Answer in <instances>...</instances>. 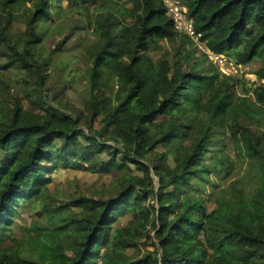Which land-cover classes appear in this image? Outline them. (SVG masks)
I'll return each mask as SVG.
<instances>
[{
    "label": "trees",
    "instance_id": "1",
    "mask_svg": "<svg viewBox=\"0 0 264 264\" xmlns=\"http://www.w3.org/2000/svg\"><path fill=\"white\" fill-rule=\"evenodd\" d=\"M122 1L0 0V91L10 92L2 73L27 78L25 95L12 96L0 114V239L19 212L15 205L42 200L62 170L117 176L110 198L73 201L84 208L81 218L68 204L41 207L53 228L35 240L39 257L1 250L0 264H264V134L257 127L264 125V65L254 92L234 77L221 79L207 54L174 30L162 0H129L132 7L120 9ZM65 2L100 9L79 114L61 112L45 92L54 64L46 25ZM181 2L210 50L238 66L264 60V0ZM23 9L26 29L18 32L13 15ZM165 41L177 50L157 64L152 54ZM239 85L255 101L239 96ZM231 146L257 181L240 178L208 199L210 177L232 173ZM128 215V226L113 227ZM140 243L154 250L127 256Z\"/></svg>",
    "mask_w": 264,
    "mask_h": 264
},
{
    "label": "rangeland",
    "instance_id": "2",
    "mask_svg": "<svg viewBox=\"0 0 264 264\" xmlns=\"http://www.w3.org/2000/svg\"><path fill=\"white\" fill-rule=\"evenodd\" d=\"M115 4V3H113ZM120 9L125 7H132V3L122 1L119 3ZM100 9L96 6L85 7H73L67 3L63 4V9L54 12L53 18L47 23V34L45 35V49L53 54L52 58L54 64L48 75L51 76L47 80L46 90L47 97L51 98L49 101L53 106L61 109L67 113L86 111V98H87V68L91 65L89 62V53L87 49H91L98 37L93 32L92 26L95 23V17ZM120 15V13L118 14ZM13 28L15 31L24 32L26 29L25 22V11L15 12L13 15ZM14 31V33H15ZM66 41L65 43H63ZM59 49L58 47H61ZM163 49L159 52H154L152 58L155 63L159 64L165 54L169 58H173L177 50V43L170 44L168 42L163 43ZM189 46V45H188ZM194 46V45H193ZM190 47V46H189ZM48 56V54H46ZM200 57V55H197ZM233 62V61H232ZM229 61L226 65H220L213 63L219 70L221 79H225L228 76L234 77L237 82L246 83V88L253 90V92L259 87V80L256 72L264 65L263 59H258L248 65L236 66L234 62ZM5 76V82L9 87L10 92L6 89L0 91V114L6 111V107L10 105L12 101L11 97L14 95L24 96L26 86L24 85L27 79L24 74H18L14 70L9 71L7 74L2 73ZM264 83V81H263ZM33 87V86H32ZM30 88L32 96L33 88ZM235 91L239 96L247 98L248 100H254L255 98L251 93H248L242 87L236 86ZM35 98V97H34ZM54 99L55 101H52ZM24 105L29 109L30 104L27 100ZM264 110V109H263ZM99 125V123H97ZM250 127L255 129L254 125L250 120ZM86 125V124H84ZM264 134V125L257 126ZM158 150H162L158 148ZM230 155V159L233 161L231 164V173L227 176L217 177L215 175L210 177L211 183L208 184V189L204 192L206 198H212V190L214 193L221 192L222 188L227 189L232 182L239 180L240 178H249V182L255 183L257 180L253 179L254 172L248 169V162L244 160L241 153V149H236L231 146L227 152ZM169 165L176 167L174 157L170 155ZM135 175L143 176L142 172H137L134 167ZM234 175V176H233ZM155 185L158 188L159 179L155 173ZM117 179L116 172L109 174H103L101 172L94 171H83L74 169H64L60 173L54 176L53 183H50L46 190H44L42 200L35 197H29L26 201L17 203L15 208H18L19 212L11 221V224L7 227L6 234L0 239V251H14L19 250L23 256L39 257L40 247L35 241L38 234H46L45 229H52L53 223L49 217H45L43 209L46 206H52L55 204L56 207L62 205H69V214L73 218H81L84 215V208L80 205L73 203L81 197L86 198H104L108 199L110 196L115 194V190H112L113 182ZM112 192V193H111ZM55 202V203H54ZM215 205L210 204L209 210L212 211ZM133 215L125 217H118L113 223V227H126L133 220ZM37 229L40 231L37 232ZM154 235V233L152 234ZM142 238L141 241H145ZM63 245L66 244V238L61 236L57 239ZM101 252L104 253L105 246L101 247ZM146 249L154 250L152 247L139 244V247L135 249L127 250V256L133 259H139L137 256H141L146 252ZM69 255L71 253L67 250ZM97 264H104L102 260H98Z\"/></svg>",
    "mask_w": 264,
    "mask_h": 264
},
{
    "label": "built area",
    "instance_id": "3",
    "mask_svg": "<svg viewBox=\"0 0 264 264\" xmlns=\"http://www.w3.org/2000/svg\"><path fill=\"white\" fill-rule=\"evenodd\" d=\"M162 1L165 4L168 16L173 22V28L177 33L190 38L195 46L200 51L206 53L215 64L226 65L229 63L230 60L226 56L212 52L206 42L201 39L202 34L197 32L194 20L189 16L188 9L181 0Z\"/></svg>",
    "mask_w": 264,
    "mask_h": 264
},
{
    "label": "clouds",
    "instance_id": "4",
    "mask_svg": "<svg viewBox=\"0 0 264 264\" xmlns=\"http://www.w3.org/2000/svg\"><path fill=\"white\" fill-rule=\"evenodd\" d=\"M66 3V2H65ZM164 3V2H163ZM165 5V4H164ZM187 7V6H186ZM166 8V7H165ZM188 9V8H187ZM189 13V12H188ZM168 15V14H167ZM169 17V16H168ZM170 18V17H169ZM181 35V34H180ZM183 36V35H182ZM185 37V36H184ZM208 46V45H207ZM209 48V47H208ZM210 49V48H209ZM199 50V49H198ZM200 51V50H199ZM212 51V50H211ZM202 52V51H201ZM212 52H214V51H212ZM204 53V52H203ZM214 53H216V52H214ZM206 54V53H205ZM217 54H220V53H217ZM221 55H224V54H221ZM208 56V55H207ZM224 56H226V55H224ZM209 57V56H208ZM231 62L233 61L231 58H229L228 56H226ZM210 60V59H209ZM211 61V60H210ZM212 62V61H211ZM234 62V61H233ZM212 63H214V62H212ZM234 64H235V62H234ZM236 65V64H235ZM236 66H238V65H236ZM228 77H231V76H228Z\"/></svg>",
    "mask_w": 264,
    "mask_h": 264
},
{
    "label": "water",
    "instance_id": "5",
    "mask_svg": "<svg viewBox=\"0 0 264 264\" xmlns=\"http://www.w3.org/2000/svg\"><path fill=\"white\" fill-rule=\"evenodd\" d=\"M60 173V172H59Z\"/></svg>",
    "mask_w": 264,
    "mask_h": 264
}]
</instances>
